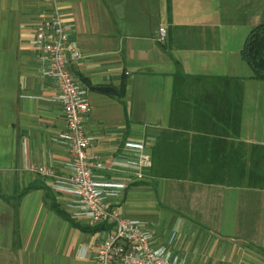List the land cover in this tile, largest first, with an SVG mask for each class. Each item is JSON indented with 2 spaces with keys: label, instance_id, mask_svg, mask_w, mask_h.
Segmentation results:
<instances>
[{
  "label": "crops",
  "instance_id": "obj_1",
  "mask_svg": "<svg viewBox=\"0 0 264 264\" xmlns=\"http://www.w3.org/2000/svg\"><path fill=\"white\" fill-rule=\"evenodd\" d=\"M54 9L81 52L88 157L105 177L126 140L151 158L111 208L186 264H264V188L203 182L229 178L213 172L223 153L242 152L243 178L264 155V80L241 53L264 0H0V264H92L112 228L72 215L69 197L28 171L70 174L58 91L31 43Z\"/></svg>",
  "mask_w": 264,
  "mask_h": 264
},
{
  "label": "built area",
  "instance_id": "obj_2",
  "mask_svg": "<svg viewBox=\"0 0 264 264\" xmlns=\"http://www.w3.org/2000/svg\"><path fill=\"white\" fill-rule=\"evenodd\" d=\"M165 35V28H159L158 42ZM31 43L40 62V75L53 80L58 91L56 99L62 106L64 129L56 141L69 150L70 174L55 176L45 166L28 171L50 178L56 192L69 197L67 205L72 215L85 217L93 224L111 225L109 236L95 244L92 264H186L173 257L166 246L156 245L145 222L126 218L111 208L110 200L121 194L131 180L144 179L151 158L144 153L142 142L126 140L115 159L120 170L108 172L112 175L105 177L104 163L88 157L92 138L87 136L84 122L91 110L90 100L86 85L72 69L81 52L57 9L42 17Z\"/></svg>",
  "mask_w": 264,
  "mask_h": 264
},
{
  "label": "trees",
  "instance_id": "obj_3",
  "mask_svg": "<svg viewBox=\"0 0 264 264\" xmlns=\"http://www.w3.org/2000/svg\"><path fill=\"white\" fill-rule=\"evenodd\" d=\"M241 53L243 59L246 61L248 66H250L253 73L252 75L256 79L264 80V19L260 25L254 27L250 33H248V37L244 43ZM176 77L182 78L184 76L181 74V71H178ZM214 152L215 150L208 151L209 154ZM241 154V151H239L238 155L237 153L226 155L223 153L222 160L224 163L214 166L215 170L213 172H218L216 176H221L220 170H222L226 172L225 176H229L228 179L204 180L203 182L217 184L225 183L226 185L236 186L246 183L250 187L255 186V188H264V155H261L260 158L257 157V151L255 150V154H252L253 158L250 163L248 174L246 175V178H243L244 166L241 162ZM166 168L170 170V166ZM201 171L205 172V168ZM164 174L172 175V173L168 171H165ZM60 213L64 216V218H68L64 213ZM102 224L111 228V225L109 224Z\"/></svg>",
  "mask_w": 264,
  "mask_h": 264
},
{
  "label": "water",
  "instance_id": "obj_4",
  "mask_svg": "<svg viewBox=\"0 0 264 264\" xmlns=\"http://www.w3.org/2000/svg\"><path fill=\"white\" fill-rule=\"evenodd\" d=\"M100 90L107 92V93H110V94H115L114 89L110 88V87H102V88H100Z\"/></svg>",
  "mask_w": 264,
  "mask_h": 264
}]
</instances>
